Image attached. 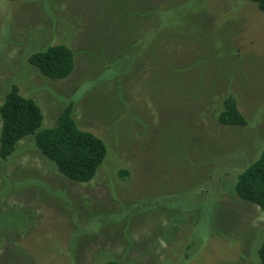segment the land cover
<instances>
[{"label":"rangeland","instance_id":"rangeland-1","mask_svg":"<svg viewBox=\"0 0 264 264\" xmlns=\"http://www.w3.org/2000/svg\"><path fill=\"white\" fill-rule=\"evenodd\" d=\"M56 43L75 52L64 80L29 63ZM14 84L40 104L42 128L73 101L108 156L89 183L63 176L32 136L0 157V264H261L264 211L234 189L264 151L255 4L0 0V107ZM230 93L246 126L217 120Z\"/></svg>","mask_w":264,"mask_h":264},{"label":"trees","instance_id":"trees-1","mask_svg":"<svg viewBox=\"0 0 264 264\" xmlns=\"http://www.w3.org/2000/svg\"><path fill=\"white\" fill-rule=\"evenodd\" d=\"M247 1L264 13V0ZM29 63L47 78L64 80L75 71L76 57L72 48L56 43L32 53ZM74 107L73 101L67 102L56 124L42 128L44 114L40 104L21 93L18 85H12L0 107V157L9 158L18 150L22 140L32 136L36 148L54 163L63 176L78 183L91 182L108 156V146L102 137L79 127ZM219 107L217 120L221 125L243 127L248 124L235 94L225 96ZM128 175L127 170L120 171L122 178ZM234 187L239 199L264 211V151L241 170ZM259 258L264 264V243L259 248ZM102 264L127 263L113 259Z\"/></svg>","mask_w":264,"mask_h":264}]
</instances>
